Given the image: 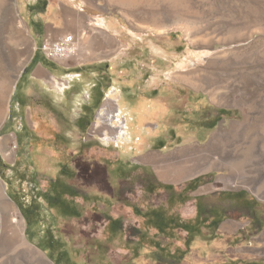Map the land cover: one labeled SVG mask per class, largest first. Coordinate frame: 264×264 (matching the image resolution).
Segmentation results:
<instances>
[{
	"label": "rangeland",
	"instance_id": "1",
	"mask_svg": "<svg viewBox=\"0 0 264 264\" xmlns=\"http://www.w3.org/2000/svg\"><path fill=\"white\" fill-rule=\"evenodd\" d=\"M86 1L89 4L85 5L87 25L105 28L106 34L118 42L116 49H108L106 53L109 57L106 63L115 64L109 70L115 81L106 87V99L112 101L106 115L115 114L120 122L125 121L127 132L121 131L122 136L115 142V128L111 129L103 115L99 118L106 121L109 132L106 162L115 161L119 149L131 151L129 154L134 156L131 162L152 173V194L140 196L133 186L136 178L131 173V181L120 192L119 205L123 207L124 201L143 205L155 199L162 201L168 193L159 188L160 178L146 156L167 155L189 147L193 160L218 130L243 121L247 109L236 99L238 95L247 91L256 93L258 102L264 99V0H125L124 3L122 0H83ZM81 2L0 0V181L8 199L0 201V264H99L104 258L92 250L94 241L88 238L90 230H82L84 238L76 239L71 233L76 231V226L70 223L60 229L68 248L58 253L53 241H50L53 247H46L35 231L41 223L28 224L24 208L33 180L38 183L40 177L54 179L62 165L67 175L76 169L81 174L86 170L74 161L76 146L59 134L54 126L56 118H52V123L49 120L52 116H69L70 94L41 92L40 86L44 85L36 75L39 66L30 75L35 45L28 27L32 18L46 29L62 28L65 24L59 20L62 12L82 13ZM95 4L103 14L94 10ZM168 8L175 13L174 17L162 15ZM83 37L84 33L76 37L79 45L88 33ZM230 61L237 63L238 70L226 72L214 66L215 62ZM119 72L124 73L120 79ZM208 78L218 79L220 87L197 88L191 84ZM116 83L123 86L120 112H115L119 93ZM230 91H234L233 98L220 99ZM147 99L160 104L164 111L153 112L136 128L139 110ZM129 132L133 133L131 137ZM136 134L141 139L140 146ZM12 148L14 154L6 158L5 154ZM113 179L116 184L125 181L119 171ZM193 179L191 196L185 198L184 205L173 209L175 214L193 218L198 196L221 201L225 213L219 220L203 225L200 233L192 234L188 241L185 234L176 232L174 240L166 245L169 251L173 246V257L167 256L166 247L160 249L155 241L147 244L145 238L136 257L120 264H264V185L237 180L229 177L226 169L215 167L195 172L174 182V186L180 187ZM39 182L44 186V181ZM258 188L261 190L256 191ZM236 193L253 202L252 214L230 206L229 198ZM142 211L140 214H144L145 210ZM40 218L43 223L53 224L45 213ZM163 222L159 217L155 224ZM127 226L131 234L139 230L132 228V222ZM53 235L61 236L58 230ZM164 238L167 239L160 235L158 243L166 244ZM9 239L14 244L5 248L4 243ZM22 240L30 249L22 245Z\"/></svg>",
	"mask_w": 264,
	"mask_h": 264
},
{
	"label": "crops",
	"instance_id": "2",
	"mask_svg": "<svg viewBox=\"0 0 264 264\" xmlns=\"http://www.w3.org/2000/svg\"><path fill=\"white\" fill-rule=\"evenodd\" d=\"M80 1H82L80 5L84 8V11L79 14L62 12L59 17V20L65 23L62 28L46 29L38 20L32 18L29 19L28 23L30 36L35 45L32 59L35 58L37 61L30 75L39 66L36 75L40 76V82L44 85L40 86L41 92L56 95L70 94L71 110L69 116L61 117L57 115L50 117L49 120L52 123L54 121L52 118H56L54 126L57 127L59 134L66 139V142L76 146L74 161H78V165L83 166L86 170L81 174L76 169L72 174L67 175L65 166L62 165L58 176H55L54 179H41L40 177L38 183H34L33 180L29 198L24 207L27 223H41L40 228L35 230L36 235L43 244H46V247L51 248L56 245L55 249L58 253L68 248L65 236L60 230L68 223L76 226V231L71 232L75 234L76 239L84 238L82 230H90L88 238L94 241L92 250L98 256L104 255L103 261L99 264H120L127 261L128 258L136 257L137 250L142 248V242L145 238L147 244L155 241L160 249L166 247L167 256L171 255L173 257L175 254L173 246L169 251L166 245L169 240H174L176 232L185 234L186 241L191 238L192 234H195L193 231H189L190 229L187 227L192 218L182 214L177 215L173 210L175 207L184 205L186 203L185 198L191 196L192 189H190V186L195 179L180 187H175L174 182L184 178L181 176L175 177L169 172L170 165L175 160L179 162L184 160L185 155L181 150L190 148L184 147L176 153L167 155L149 154L146 156V159L154 167L156 175L160 178L159 188L168 193L164 200H150L151 203L146 201L145 205L142 202L137 204L124 201L123 207H120V192L126 186V182L131 181L129 179L131 173L136 178L133 186L140 196H143V193L152 194L150 188L152 173L146 171L143 167L137 168V162H131L134 158L130 155L131 151L119 149L115 161L106 162V136L109 134L106 121L110 127H113L111 129L114 130L115 128V142H118L122 136L120 135V129H124L122 132L126 133L125 121L120 122L114 116L115 114H112V116L111 114L106 115V109H110L112 106V101L106 99V87L111 81H115V76L109 71L115 64L114 62L111 64L106 63L109 58L106 53L108 49H116L118 42L109 34H106L105 28L87 25V7L89 4L88 1ZM94 10L103 14L101 7L97 4H95ZM104 24L106 25V20ZM67 32H70L69 34L74 37L84 33L83 38L88 33L87 39L83 41L82 45H78L76 60L59 65L43 59L40 47L45 37L47 36L46 39L55 40ZM117 58L120 59V56ZM109 72L110 74H108ZM121 74L124 73L119 72L117 74L119 79ZM121 85V83L118 85L116 83V86L119 87V93L118 108H115V112L121 111L119 106L121 102L120 89H123ZM24 96L26 100L27 93L25 91ZM149 101L147 99V102L139 110L141 114L136 128L141 127V121L146 117L149 118L153 112L164 111L160 104ZM147 107L150 109L148 114ZM102 115L106 118L105 122L99 119ZM115 123L120 124V126L116 128ZM62 129H66V131L64 132ZM117 131L119 132L118 135H116ZM132 134L129 132V137ZM137 137L136 142L138 141L140 146L141 139L138 135ZM118 171L125 178L122 184L121 182L114 183L113 177L115 172ZM39 180L44 181V186L40 184ZM68 191L71 193L70 196ZM199 198L196 196L195 202ZM134 202H137V200ZM30 208L33 211H30ZM142 209L145 210L144 214H140V212H143ZM43 213L52 219L53 224L43 223L40 218ZM158 216L164 220L159 225L155 224L156 219L159 218ZM131 222L132 228L139 229L133 234L127 231V224ZM60 225L63 227H59ZM57 230L61 236L53 235ZM137 232L138 236H135ZM160 235L167 237V239L164 238L167 241L166 244L158 243ZM169 236H171L170 239H168ZM263 240L264 234L262 235ZM50 241H53V245ZM32 243L34 244V242ZM34 245L38 247V245ZM121 255L124 257L120 260L117 259Z\"/></svg>",
	"mask_w": 264,
	"mask_h": 264
},
{
	"label": "bare ground",
	"instance_id": "3",
	"mask_svg": "<svg viewBox=\"0 0 264 264\" xmlns=\"http://www.w3.org/2000/svg\"><path fill=\"white\" fill-rule=\"evenodd\" d=\"M121 2L124 3L125 0ZM174 14L173 10L169 8L162 12L165 18L174 17ZM185 31L188 30L186 29ZM214 66L226 72H231L234 69L238 70L237 63L233 61L220 64L215 62ZM191 84L197 88H201V86L219 88L221 82L218 79L208 78L192 81ZM233 92L230 91L222 94L223 96H220V99L233 98ZM255 97L256 93H247V91L244 94L238 95L236 99L244 104L247 109L243 114V121L232 123L229 128L218 130L206 145L205 150L201 154L194 155L196 157L193 160V155L189 152L191 149L181 150L186 157L188 156L187 160L182 162L174 161L169 168L170 174H173L175 177L181 176L186 178L195 172L220 167L227 170L229 177L237 178V180H249L252 183L264 185V99L258 102L255 100ZM120 130L123 131L124 129ZM13 149L10 152H5L6 158L14 154ZM195 151L198 152V150ZM214 155H217V157H214ZM4 190L5 187L0 181V201H8ZM260 190L261 188L256 189V191ZM21 224L23 225V222ZM13 244V241L9 239L5 241L4 247L11 248ZM22 245L30 249L24 240H22Z\"/></svg>",
	"mask_w": 264,
	"mask_h": 264
},
{
	"label": "flooded vegetation",
	"instance_id": "4",
	"mask_svg": "<svg viewBox=\"0 0 264 264\" xmlns=\"http://www.w3.org/2000/svg\"><path fill=\"white\" fill-rule=\"evenodd\" d=\"M238 193H236V195H231L228 203L232 207L235 206L237 209H245L252 214L253 202L247 201L242 194ZM224 213L225 211L221 205V201L217 202L208 199H201L200 197L199 200L195 202V216L190 219V223L187 227L190 229L189 231H193V233H200L203 225H206L207 223L211 225L219 220Z\"/></svg>",
	"mask_w": 264,
	"mask_h": 264
},
{
	"label": "built area",
	"instance_id": "5",
	"mask_svg": "<svg viewBox=\"0 0 264 264\" xmlns=\"http://www.w3.org/2000/svg\"><path fill=\"white\" fill-rule=\"evenodd\" d=\"M78 45L76 37L68 34L55 40H44L41 44L40 51L45 60L64 65L76 58Z\"/></svg>",
	"mask_w": 264,
	"mask_h": 264
},
{
	"label": "trees",
	"instance_id": "6",
	"mask_svg": "<svg viewBox=\"0 0 264 264\" xmlns=\"http://www.w3.org/2000/svg\"><path fill=\"white\" fill-rule=\"evenodd\" d=\"M35 63H37V61H36V59L35 58H33L32 59V61H31V65L30 66H32L31 68H33V66L35 65ZM26 218V217H25ZM27 219V218H26Z\"/></svg>",
	"mask_w": 264,
	"mask_h": 264
}]
</instances>
